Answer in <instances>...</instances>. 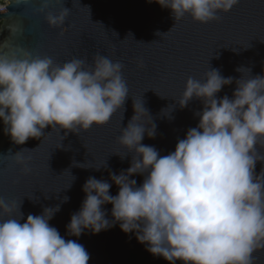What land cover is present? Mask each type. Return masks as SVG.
<instances>
[{
	"label": "clouds",
	"instance_id": "1",
	"mask_svg": "<svg viewBox=\"0 0 264 264\" xmlns=\"http://www.w3.org/2000/svg\"><path fill=\"white\" fill-rule=\"evenodd\" d=\"M155 2L169 9L174 21L189 15L205 24L219 20V14L239 0ZM47 6L45 0L39 11ZM68 14L63 8L56 15L46 13L44 19L49 27H60ZM166 33L157 35L163 38ZM124 67L99 53L88 64L85 58L57 63L19 46L10 54L0 52L4 134L13 144L23 145L29 138H41L46 127L67 135L105 125L129 96ZM235 71L242 75L224 77L218 69H207L203 78H187L177 103L184 108L196 98L203 107L194 113L198 124L167 155L141 143L145 136L155 138L156 125L152 119L150 126L141 122L148 111L141 98L133 100L134 115L117 138L124 152L113 153L121 160L131 153L130 166L118 174L110 172L109 180L86 179L84 199L70 215L66 235L97 234L118 225L168 264H253V252L264 249V168L255 173L256 163L264 162L257 150L264 140V69L256 76L242 66ZM233 82L231 98H218L217 93ZM23 150L0 157H9L27 174L29 158ZM81 165L74 163L88 168ZM135 175L143 177L139 186L130 178ZM113 184L116 195L109 191ZM68 199L63 197L62 203ZM105 204L112 205L111 219ZM20 205L0 197V264H88L85 247L66 240L49 223L60 205L26 218Z\"/></svg>",
	"mask_w": 264,
	"mask_h": 264
},
{
	"label": "water",
	"instance_id": "2",
	"mask_svg": "<svg viewBox=\"0 0 264 264\" xmlns=\"http://www.w3.org/2000/svg\"><path fill=\"white\" fill-rule=\"evenodd\" d=\"M44 2L0 3H9L0 9V52L10 54L19 46L34 56H50L57 63L85 58L88 64L96 54L105 55L124 64L129 96L103 126L67 135L64 130L46 127L41 138H29L23 145L13 144L0 122V156L25 149L22 154L29 158L30 169L25 174L9 157H0V197L17 204L21 201L25 218L40 214L44 207L60 205L49 223L66 240H76L85 247L90 254L88 264H168L147 252L133 234L123 233L118 225L79 237L67 236L66 225L84 199L81 189L88 177L109 180L110 172L118 174L130 166L131 153L123 160L113 153L124 152L117 138L134 115L133 100L141 98L151 117L145 113L141 122L150 126L152 119L156 125L155 138L145 136L141 143L167 155L178 139L198 124L194 113L203 107L196 98L184 108L177 103L189 76L200 79L207 69H218L224 77L239 78L242 74L235 69L241 66L250 69L252 76L262 73L264 0H240L229 12L220 13L219 20L205 24L194 22L189 15L174 21L170 10L155 0H47L48 6L41 12ZM63 8L69 9L64 24L49 27L45 14L56 15ZM157 33L166 34L161 38ZM235 87V82L224 86L217 97L231 98ZM257 147L264 154V140ZM262 168L264 162L258 161L255 173ZM130 178L138 186L143 180L140 175ZM109 191L116 195L118 188L113 184ZM65 196L69 199L62 203ZM103 208L111 219L112 205ZM253 264H264V249L253 252Z\"/></svg>",
	"mask_w": 264,
	"mask_h": 264
},
{
	"label": "built area",
	"instance_id": "3",
	"mask_svg": "<svg viewBox=\"0 0 264 264\" xmlns=\"http://www.w3.org/2000/svg\"><path fill=\"white\" fill-rule=\"evenodd\" d=\"M5 0H0V3L4 2ZM1 8H4V5L3 4H0V9Z\"/></svg>",
	"mask_w": 264,
	"mask_h": 264
},
{
	"label": "snow or ice",
	"instance_id": "4",
	"mask_svg": "<svg viewBox=\"0 0 264 264\" xmlns=\"http://www.w3.org/2000/svg\"><path fill=\"white\" fill-rule=\"evenodd\" d=\"M239 2H240V0H239Z\"/></svg>",
	"mask_w": 264,
	"mask_h": 264
}]
</instances>
